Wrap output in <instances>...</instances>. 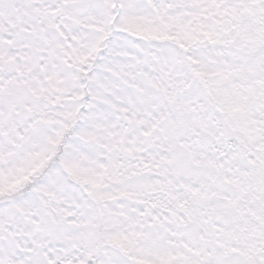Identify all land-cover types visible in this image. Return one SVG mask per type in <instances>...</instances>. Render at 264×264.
<instances>
[{"label":"snow or ice","instance_id":"snow-or-ice-1","mask_svg":"<svg viewBox=\"0 0 264 264\" xmlns=\"http://www.w3.org/2000/svg\"><path fill=\"white\" fill-rule=\"evenodd\" d=\"M0 264H264V0H0Z\"/></svg>","mask_w":264,"mask_h":264}]
</instances>
